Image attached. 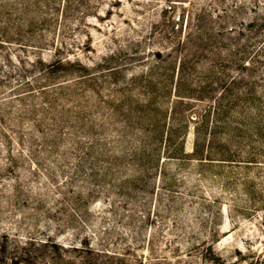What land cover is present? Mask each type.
<instances>
[{"label":"rangeland","instance_id":"1","mask_svg":"<svg viewBox=\"0 0 264 264\" xmlns=\"http://www.w3.org/2000/svg\"><path fill=\"white\" fill-rule=\"evenodd\" d=\"M0 264H264V0H0Z\"/></svg>","mask_w":264,"mask_h":264}]
</instances>
